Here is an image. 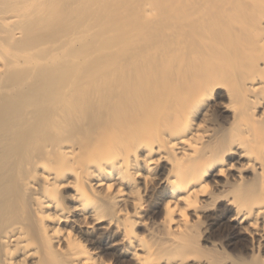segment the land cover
<instances>
[{
    "label": "bare ground",
    "instance_id": "bare-ground-1",
    "mask_svg": "<svg viewBox=\"0 0 264 264\" xmlns=\"http://www.w3.org/2000/svg\"><path fill=\"white\" fill-rule=\"evenodd\" d=\"M0 264H264V0H0Z\"/></svg>",
    "mask_w": 264,
    "mask_h": 264
}]
</instances>
